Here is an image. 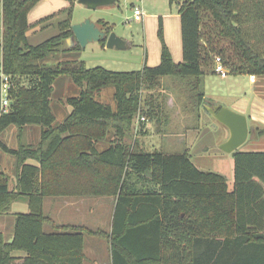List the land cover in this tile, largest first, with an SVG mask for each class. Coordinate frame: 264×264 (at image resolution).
<instances>
[{
  "label": "trees",
  "instance_id": "obj_1",
  "mask_svg": "<svg viewBox=\"0 0 264 264\" xmlns=\"http://www.w3.org/2000/svg\"><path fill=\"white\" fill-rule=\"evenodd\" d=\"M39 1L1 0L0 68L9 76L11 104L0 114V136L10 126L35 125L40 139L17 148L0 139L1 151L15 161L13 187L0 172V215L17 199L29 206L15 215L10 242L0 233V264H84V235L108 242L110 264H264V151L231 153L230 187L221 174L197 169L187 153L131 144L139 110L150 122L167 118L163 77L184 80L196 108L205 104L204 77L215 74V58L229 75L264 79V0H169L178 5L182 61L173 62L160 21L159 64L135 72L43 64L73 35L77 0L37 21L34 27L45 28L64 16L56 35L31 45L27 16ZM62 74L72 75L80 91L63 101L69 113L56 123L50 96ZM106 87L114 88L113 107L94 99ZM64 196L113 197L110 232L54 224L43 214V199ZM45 223L54 232L45 233Z\"/></svg>",
  "mask_w": 264,
  "mask_h": 264
},
{
  "label": "rangeland",
  "instance_id": "obj_2",
  "mask_svg": "<svg viewBox=\"0 0 264 264\" xmlns=\"http://www.w3.org/2000/svg\"><path fill=\"white\" fill-rule=\"evenodd\" d=\"M168 1L169 0H143V2H141L139 0H116L112 5L101 6L93 10H89L76 2L71 15L72 24L81 23L85 20H90L91 22L103 20L108 22L113 28L112 33L125 41V48L109 49L105 46V41H92L84 47H81L75 42L77 47L73 48L75 45L70 42L71 47H69L70 45L66 39L65 43L60 47V51L49 54L42 63L48 67L61 65L63 68L70 69H78V67L83 64L86 68L101 67L113 72L140 71L146 65V55H148L150 59L154 51L156 52L158 50L159 53L161 52V37L158 35L160 27L158 17L163 14H169L170 12L174 13L176 5H169L170 2ZM40 5H35L31 9V19L40 16ZM134 7H139L143 11V17L144 15L148 17L149 14H154L155 16L149 19L143 18L145 22L144 25L141 22L132 21L131 17ZM1 10L0 0V38L2 35ZM53 10V7L50 3L48 5L47 1L41 6L43 14L47 13L44 16L52 14V12H54ZM56 11L58 10L56 9ZM63 19L64 16H61L58 19L45 23V28H49V30L45 33L43 32L37 39H28L29 44L37 45L49 39L51 36L56 35L58 33L56 27L57 21ZM161 31L163 34L162 23ZM217 59L218 58H215V61ZM253 79L254 85L250 83L249 76L247 75H228L225 80H221L218 74H207L204 77V84L206 87H203L205 92V104L197 108V110L190 100L191 93L184 80L172 77L161 78L162 87L164 89L162 90L164 91L162 94L164 93L163 96L166 97L165 103L172 101L176 108H166L165 104V114L167 118L158 123H149L146 114L141 113L139 110L132 123L138 130L144 128L145 125L148 124L149 134L142 136L136 132L134 135L135 137L137 136L135 138L136 140H132L131 144L133 145L136 141L140 147L144 146V150L147 152L158 151L173 155L187 153L191 162L197 169L204 172L221 174L231 187L233 184L232 156L231 153H225L220 150V144L217 143L220 140V136L228 133V130L215 120L214 116L209 113L208 108L212 105L215 106L214 103H216L221 104L223 108L229 109L234 102L239 99L253 98L252 94L256 93V96H259L262 100V104L261 107L257 109L259 113L255 121H258L256 122L258 124L264 123V79H259L257 77ZM79 91L80 88L74 83L72 75L62 74L55 79L50 99L51 109L56 117V123L63 119L66 115L65 111L67 113L69 112V107L63 103V101H65L67 97L78 95ZM169 92H172V97H174L172 100L169 99L171 96ZM113 93L114 88L106 87L99 93H96L94 99L101 103L110 104L113 107ZM143 95H145V93H143ZM190 102L191 105H189ZM180 103H182V105L178 108L177 105ZM139 116H144L146 122H139ZM249 117L248 115V118ZM248 125L252 128L255 127L251 122L248 123ZM30 127L32 129H37V131L40 129L39 126L35 125ZM259 127L261 128L263 126L259 125ZM9 129L7 133L4 132L1 134L0 139L8 146L9 144L13 146L14 133H12L11 129H16V127L13 126V128ZM31 138L32 141H35V134H33ZM105 145H108V140H104L101 144V146ZM238 150L246 152L264 151V133L262 137L258 138L253 132H249L247 140ZM5 155L7 154L3 153L0 149V171H6L12 174L13 164L6 160ZM7 157L10 156L7 155ZM52 200L58 201L60 205L62 197H47L45 199V204ZM84 201L86 202L85 207L80 213L69 208L64 209L63 206L58 207L57 205L50 206L44 213L46 215L50 214L58 224L81 222L91 228H97L107 232L108 226L111 223V215H113L114 211V200L107 197H90L85 198ZM91 203L95 204L93 209L89 208V204ZM20 207L19 204L12 207L9 214H3L5 216L1 217H7L10 221L14 218V215L10 213L22 212ZM51 209H53V211H51ZM8 225L9 223L5 220V227ZM43 231L49 233L52 229L48 228V226H44ZM84 236V252L87 256L84 264H110L108 242L100 237ZM89 243H94V247L91 248Z\"/></svg>",
  "mask_w": 264,
  "mask_h": 264
},
{
  "label": "crops",
  "instance_id": "obj_3",
  "mask_svg": "<svg viewBox=\"0 0 264 264\" xmlns=\"http://www.w3.org/2000/svg\"><path fill=\"white\" fill-rule=\"evenodd\" d=\"M45 1L48 2V5L50 3V5L53 7V9H54L53 11L54 12H52V14L57 12L56 9L59 11V10H61L63 8H66L67 5H68V3L65 0H40L38 2V4H37L38 6L41 4L40 5V9H39L40 16L38 18L31 19L32 18L31 17V11H30V13L27 16V21H28V24L30 26L29 30L26 32V36H27L28 39H30V38L37 39L39 37V35H42L43 32L45 33L47 30H49V28H41L40 29L39 26L34 27V24L37 21H39L40 19H42L45 14H47V13L43 14V12L41 11V6H42V4ZM139 1L143 2V0H139ZM131 4H133V3H131ZM169 5H170V3H169ZM49 15H51V14H49ZM145 16L146 15H144V17L142 16L141 20L140 21H136V22H138V23L141 22L144 25L145 22H144L143 18H148V19L149 18H153L155 15L154 14H149L148 17H145ZM44 17H47V16H44ZM158 20H159V22L161 21V23H162L163 39H164V42H165L166 46L168 47V49L170 51V54H171L173 62L174 63H180L182 61V49H181L180 15L178 14V5L177 4L175 5V12L174 13L170 12L169 14H163V15L158 17ZM100 21H103V20H97L96 22H93V23H95V25L101 30L102 28H101V26L99 24ZM103 22H105V21H103ZM106 23L109 25L108 22H106ZM112 31H113V28H112ZM72 43H73V45H75V42L72 41ZM158 53H159L158 50L156 52L154 51V53L151 55L150 59H149L148 55H146V66L155 67V66H157L159 64L160 53L161 52L159 54ZM215 74H217V73L215 72ZM215 74H212V75H215ZM228 75L229 74L226 73V77H224V78L220 77V79L221 80H225ZM253 78H255V77L254 76H249V81H250L251 84L254 83V79ZM161 85H162V83H161ZM203 87H206V85L204 83H203ZM162 90H164L163 87H162ZM162 92H164V91H162ZM169 93H170L169 95H171L169 99L172 100V98H174V97H172V94H171L172 92H169ZM204 94H205V92H204ZM256 95H257L256 93L252 94L253 98L251 97V98L239 99L238 101L234 102V104L229 109H232V111H234L236 113H240V114H243V115L247 116L248 123L251 122L252 125H255L254 128L256 129V131L260 132V131L264 130V123L258 124V123H256L258 121H255V120H257L256 117H258V113H259V111H257V109H259L261 107V104H262L261 101L262 100L259 98V96H256ZM181 105H182V103L177 105V107L179 108ZM189 105H191V102L189 103ZM214 105L222 108L221 104L214 103ZM174 106H175V104L172 101L171 102H166V108L174 109V108H176ZM212 106H209V108L212 107ZM65 113L67 115L69 112L67 113L65 111ZM248 115L250 116L249 118H248ZM65 116L63 117V119L65 118ZM61 121H59L57 123H60ZM55 122H56V119H55ZM149 123H151V122L149 121ZM219 124H221V123H219ZM259 125H262L263 127L260 128ZM9 128H13V126L8 127L4 132L7 133L8 132L7 130H10ZM131 129H132L133 135H135L136 132H138V134L139 135L141 134L142 136L149 134V130H148L149 126H148V124H146L144 128H140V130H138V128L135 127L134 124H132ZM11 130H12V133H14V135H13V137H14V145L11 146L9 144V147H11V148H17L18 144L20 142L22 144H25V145H37L38 142H39L40 129H39V131H37V129H32L30 126H25L22 129L16 128V129H11ZM33 134H35V141H32V138H31V137H33ZM136 137L133 136V139H135ZM228 137H229V132L224 134L223 136L221 135L220 136V140L217 143L221 145L222 143H224L228 139ZM256 137L260 138V137H262V135L259 134V136L256 135ZM138 146H139V144H138ZM99 148L101 150L102 146L100 145ZM139 149H142V151H145L144 150V146H141V147L139 146ZM145 152H147V151H145ZM5 158H6V160L12 162V164H13V173L9 174L6 171H0V172H4L6 175L9 176V179H10L9 187L11 188V187L14 186V180H15V175H14V163H15V161H14V158L11 157V156L7 157V155H5ZM54 198H60V197H54ZM85 198H90V197H69V196H64V197H62V201H61L60 205H59V202L56 201V200L48 201L45 204V199L46 198H44L43 202H42L43 214L45 216H47L56 225L78 226V227L87 228V229L92 230V231H102V230H99L97 228H91L89 226H86V224L81 223V222H66L64 224H58V223L55 222L54 218H52L50 214L46 215L44 213L45 210H48L50 206H56V205L58 207H62L63 206L64 209H68L69 208V209L74 210L75 212H79L80 213L81 211H83V209L85 207V203H86L84 201ZM107 198H112V200H114V202H115V199L113 197H107ZM18 204L21 206L20 209H21L22 212H12V213H10V214L14 215V218L11 217L12 219L10 221L7 219V217H1V216H5V215H0V233L3 234L4 239L7 242H10L12 237H13L15 215L19 214V213H27V212H29V206H28L27 199L26 198H21V199H17L15 201H13L10 204L8 214H9L11 208L17 206ZM98 204H99V202H98ZM94 205H95L94 203L89 204V208L93 209ZM51 211H53V209H51ZM111 216L113 218V215H111ZM112 218H111V223L108 226V230H107V232L105 231V233H109L110 230H111ZM4 219L7 220V222L9 223V225L6 226V227H5V220ZM44 226H48V228L52 229V227L49 224L45 223L43 225V229H44ZM94 229H96V230H94ZM52 232H54V229H52V231L49 232V233H52ZM89 245H90L91 248L94 247L93 246L94 243H89ZM108 246H109V244H108ZM83 252H84V240H83ZM84 255H85V259H86L87 256H86L85 252H84ZM14 256L23 257V256H25V254L23 252H14ZM84 262H85V260H84ZM109 263H110V252H109Z\"/></svg>",
  "mask_w": 264,
  "mask_h": 264
},
{
  "label": "water",
  "instance_id": "obj_4",
  "mask_svg": "<svg viewBox=\"0 0 264 264\" xmlns=\"http://www.w3.org/2000/svg\"><path fill=\"white\" fill-rule=\"evenodd\" d=\"M115 2L116 0H77L78 4L83 5L89 10L96 9L101 6L112 5ZM71 31L73 35L67 39L69 45L70 42L73 41L81 47H84L89 42L104 40L106 42L105 46L109 49H122L126 46L124 40L112 32L106 34L90 20L72 24ZM69 47H71V45ZM208 110L219 123L228 129L229 137L219 147V149L225 153H233L241 145H243L249 136V132H253L254 134L256 133V129L248 125L247 118L243 114L218 106H212Z\"/></svg>",
  "mask_w": 264,
  "mask_h": 264
},
{
  "label": "built area",
  "instance_id": "obj_5",
  "mask_svg": "<svg viewBox=\"0 0 264 264\" xmlns=\"http://www.w3.org/2000/svg\"><path fill=\"white\" fill-rule=\"evenodd\" d=\"M143 16V11L139 7H135L132 13L133 21H140ZM215 72L222 78L226 77V71L219 63V59L216 60ZM10 80L9 76L1 73L0 76V114L7 113L9 111V106L11 104L9 98ZM139 122H146L144 116L138 117Z\"/></svg>",
  "mask_w": 264,
  "mask_h": 264
}]
</instances>
